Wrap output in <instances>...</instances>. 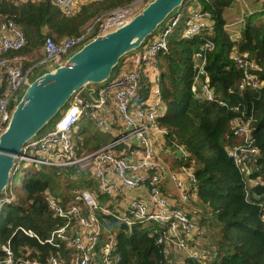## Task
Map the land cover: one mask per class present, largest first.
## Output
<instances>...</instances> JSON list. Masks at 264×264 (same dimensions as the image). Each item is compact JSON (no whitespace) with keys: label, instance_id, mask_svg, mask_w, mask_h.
<instances>
[{"label":"built area","instance_id":"1","mask_svg":"<svg viewBox=\"0 0 264 264\" xmlns=\"http://www.w3.org/2000/svg\"><path fill=\"white\" fill-rule=\"evenodd\" d=\"M49 1L64 16L72 17L83 5L99 0ZM143 1L133 0L110 10L77 38H64L57 44L45 35L42 59L25 69L24 58H6L4 55L25 48L27 37L13 20H0V132L8 121L15 96L35 68L60 64L91 34L103 33L131 17ZM259 3L264 6V0H259ZM180 24L183 26L182 39L199 38L201 41L198 52L192 56L193 97L237 113L230 122L232 145L228 144L225 152L243 176L245 200L250 201L251 196L259 199L252 192L261 184L258 176L251 177L258 171L256 162L260 157V150L252 137V108L247 112L239 106H228L210 86L206 55L215 49V43L204 34L210 33L213 28L212 14L204 10L200 0H187L184 7L146 41L139 52L120 65L112 81L97 88L94 101L81 94L75 95L53 129L22 148L12 179L20 170L26 171V176L30 170L41 167L58 170L76 168L88 173L96 183V189L72 190L67 204H62L59 198L45 191L44 201L51 219L55 221L48 237L41 239L31 230L21 227L16 231L41 246H47L49 251L42 256L39 251L23 247L15 255L8 241L0 246L4 254L0 264H117L120 259L116 251L117 231L104 227L99 214L109 216L116 223L122 222L126 231H131L134 226L149 224L152 227L149 236L162 248L164 264L215 262L216 249L204 237L206 230L200 225V216L188 208L175 205L162 188L160 154L166 148V131L159 120L164 116L166 106L161 97L157 56L168 54L169 38ZM236 35L237 38H230L232 42L240 38L239 32ZM229 58L236 68L242 70V79L238 84L240 92L247 88L256 91L262 87L255 74L258 68L247 54L239 52L238 47L233 45ZM144 80L148 84V92L146 98H140L138 93ZM83 119L93 122L102 133L110 134L112 138L109 142L91 152L80 149L73 137ZM167 149L170 159L178 164V169L170 172L169 180L175 186L180 201L188 204L196 198L194 164L187 165L190 156L183 147L174 144ZM99 196L114 201L113 208L102 207ZM16 200L10 183L8 192L0 195V211ZM258 206L264 223V205ZM205 244L207 250L202 249Z\"/></svg>","mask_w":264,"mask_h":264},{"label":"trees","instance_id":"2","mask_svg":"<svg viewBox=\"0 0 264 264\" xmlns=\"http://www.w3.org/2000/svg\"><path fill=\"white\" fill-rule=\"evenodd\" d=\"M132 1H96L83 6L77 15L66 17L49 0H0V20H13L28 39L25 48L7 53L4 57L24 58L23 55L42 47V29H46L48 37L57 44L64 38H77L86 33L93 21ZM200 2L204 10L212 14L214 22L211 32L204 34L215 43V49L206 55L209 84L228 106H239L247 112L252 108L253 111L252 137L260 150V157L256 162L258 171L251 177L258 176L261 184L254 187L252 192L259 199L251 196L250 201L245 200L243 176L225 152L226 146L232 145L230 122L237 113L214 103L200 102L193 97L192 56L198 52L201 41L199 38L182 39V24L169 38L168 54L157 56L161 97L166 106L159 124L165 128L167 146L175 144L183 147L190 156L187 165L194 164L197 182L194 210L200 216V225L205 226L206 232L214 238L217 256L213 264H264V223L258 206L264 205V22L261 19L254 20L253 14L246 16L238 28L240 38L232 42L223 29L226 21L222 14L233 0ZM93 36L95 33L86 40ZM233 45L238 47L239 52L247 54L257 66L255 74L262 82L259 90H238L242 70L236 68L229 58ZM24 61L25 69L28 68V61ZM230 90L233 92L229 93ZM147 92L148 84L144 80L139 97L146 98ZM78 126V134L73 140L80 149L91 152L106 144L107 139L97 140L96 133L90 137L84 136L85 127L91 126L88 119L81 120ZM95 189L96 183L88 173L76 168L58 170L41 167L30 170L22 180L16 202L5 205L0 211V246L10 241L15 255L23 247H28L41 252L43 256L49 251L47 246L39 245L34 239L16 230L21 227L31 230L41 239L48 237L55 221L47 209L44 192L49 191L62 204H67L71 200L72 190ZM12 190L15 192L13 185ZM98 201L102 207L110 209L115 203L104 196H99ZM99 218L107 229H118L116 251L120 259L117 264H164L162 248L149 236V228L134 226L131 231H126L123 225L118 227L109 216L99 214ZM3 258L4 254L0 250V260Z\"/></svg>","mask_w":264,"mask_h":264},{"label":"water","instance_id":"3","mask_svg":"<svg viewBox=\"0 0 264 264\" xmlns=\"http://www.w3.org/2000/svg\"><path fill=\"white\" fill-rule=\"evenodd\" d=\"M186 1L147 0L118 26L96 34L60 64L40 68L25 82L0 132V195L8 192L22 148L38 139L44 128L51 131L53 120L75 95L94 101L97 88L112 81L120 65L139 52Z\"/></svg>","mask_w":264,"mask_h":264},{"label":"rangeland","instance_id":"4","mask_svg":"<svg viewBox=\"0 0 264 264\" xmlns=\"http://www.w3.org/2000/svg\"><path fill=\"white\" fill-rule=\"evenodd\" d=\"M101 2H103V0H99ZM109 1H114V0H109ZM147 0L143 1L142 3H140V7L143 6V4L146 2ZM96 2V1H94ZM93 3V2H90ZM90 3L83 5V6H87ZM259 3L257 2V0H233L232 4L230 7L224 9L222 17H224V20L226 21V25L223 28L225 30V32H227L229 34V38L235 39L237 38L236 33H238V28L242 26L243 22L240 23L241 20H245L246 16L250 15V13L253 14V19L254 20H262L264 22V11L261 12V8L259 5ZM82 6V7H83ZM81 7V8H82ZM80 8V10H81ZM79 10V12H80ZM78 12V13H79ZM77 13V14H78ZM76 14V15H77ZM96 21V20H95ZM95 21H93L86 29V31L89 29V27H92L95 23ZM85 31V32H86ZM48 36V31L46 29H42L41 31V36ZM26 57V61H28V65L26 64V66L30 67V66H34L35 64H37L38 61H40L42 59V47L39 46L38 49H34L31 53L23 55ZM25 65V64H24ZM25 67V66H24ZM40 68H35V70L33 71V75L37 73V71ZM118 72V70H117ZM32 75V76H33ZM32 76L29 78L31 79ZM153 86V85H152ZM20 93V91L18 92V94ZM67 105L65 106V108L61 111V114L66 110ZM60 114V115H61ZM60 115H58L52 122V126H54V124L56 123V121L60 118ZM85 135H89L88 137H90L91 135H93L94 133H96V139L101 141L103 138H107V136H104L103 134H101L100 132H98V130L95 127L92 126H86L85 127ZM49 130V127L44 128L42 131H40L38 133V137L43 136L44 134H46ZM86 137V136H85ZM25 172L24 170H20L17 172V174L15 175V177L12 179L11 184L14 186V194L16 197L19 196L20 194V189H21V183L22 180L25 177ZM123 223L122 222H118L116 223V225L118 227H120ZM149 224H144L142 227L143 228H149L150 230L152 229V227H149ZM203 228H205V226H202ZM206 230V228H205ZM118 232V229L116 230ZM204 237L207 238V241L209 243L213 244V239H212V235L205 232ZM205 249L207 250V246L205 244V246H203Z\"/></svg>","mask_w":264,"mask_h":264},{"label":"crops","instance_id":"5","mask_svg":"<svg viewBox=\"0 0 264 264\" xmlns=\"http://www.w3.org/2000/svg\"><path fill=\"white\" fill-rule=\"evenodd\" d=\"M257 2L259 3V0H257ZM258 5L260 7H262L261 8V12L264 11V6L262 4L260 5V3ZM250 14H252V13H250ZM24 58H26V57H24ZM125 69H127V68H125ZM121 70H124V68L121 67ZM91 126L92 127H95L98 130V132H100L104 136H107V138H106L107 139V142L106 143H108L109 140L112 138V136L110 134H104V133H102L99 130V128L93 122H91ZM78 127L79 126L77 125V128H76L77 130L74 133V136H76L78 134V130H79ZM84 136L88 137L89 135H87V134L85 135L84 134ZM167 147L168 146L166 144V148L160 154V158L162 159V184H163V187L162 188H163V191H164V193L170 199H172V202L175 205L180 206L182 208H188L189 210L195 212V210H194L195 209L194 208L195 207L194 204L197 202V197L196 198H192L188 204L182 203L180 201L179 197H178V193H177V190L175 189V186L169 180V174H170V172L176 171L178 169V164L170 159V157H169V151H168Z\"/></svg>","mask_w":264,"mask_h":264}]
</instances>
